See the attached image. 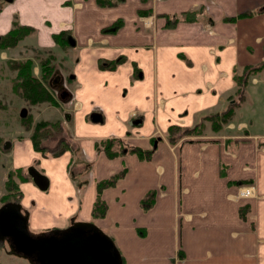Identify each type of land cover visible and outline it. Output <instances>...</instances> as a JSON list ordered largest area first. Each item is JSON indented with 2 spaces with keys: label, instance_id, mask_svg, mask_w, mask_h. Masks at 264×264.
Listing matches in <instances>:
<instances>
[{
  "label": "crops",
  "instance_id": "0c3cea01",
  "mask_svg": "<svg viewBox=\"0 0 264 264\" xmlns=\"http://www.w3.org/2000/svg\"><path fill=\"white\" fill-rule=\"evenodd\" d=\"M14 4L20 25L37 29L39 48L55 47L52 36L62 31L71 38L67 49L56 46L71 56L72 72L66 78L65 58L57 59L59 87L68 96L52 108L81 155L73 162L70 151L43 158L29 138L8 148L9 170L23 169L32 154L43 158L48 190L31 180L19 184L34 227L93 223L112 238L124 264H264V117L254 127L255 107L264 111V0ZM185 13H196V21ZM12 22L9 10L0 13L2 33ZM260 66L240 101L235 75ZM232 106L230 122L214 129L209 118ZM94 113L100 122L91 121ZM196 126L200 135L169 142L171 127ZM110 138L152 155L109 159L96 143ZM123 169L124 177L102 192L104 217L93 219L97 183ZM241 185L254 186V196L237 198ZM150 193L153 203L143 209Z\"/></svg>",
  "mask_w": 264,
  "mask_h": 264
},
{
  "label": "trees",
  "instance_id": "16d2710c",
  "mask_svg": "<svg viewBox=\"0 0 264 264\" xmlns=\"http://www.w3.org/2000/svg\"><path fill=\"white\" fill-rule=\"evenodd\" d=\"M184 15L188 16L186 17V20L196 21V13H185ZM248 15L250 14L248 13L240 16L243 17ZM223 20L227 21L228 19L224 18ZM234 20L235 18L231 19V21ZM171 23L172 22L168 21V26H171ZM118 25L119 22L115 23L114 26L107 31H114ZM37 33V29L30 26L20 25L19 22L13 21L11 28L0 37V49L7 50L9 48H16L26 38L35 36ZM52 39L54 44L62 49H67L71 41L70 33L67 31L53 34ZM34 52V58L20 62H12L10 64L11 69L16 72V77L12 85V91L31 106L46 103L53 106L59 105L50 86V81L58 69L57 57L54 56L50 49L46 48H43L42 51L34 50ZM34 61L38 65V76L34 74V69L36 67ZM122 62V58L116 61L108 62L107 68H114ZM260 70L261 66L246 70L240 76L235 75L234 81L237 86V94L240 97V101H243L244 90L250 76H253ZM234 109L235 106H232L220 116L209 118V122L212 127L214 129H219L222 125H227L233 116ZM20 120L22 124L27 127L26 131H31L29 140L35 152H38L43 156L59 157L65 152L70 151L72 153V159L74 156L75 159H77L81 155L80 149L77 147L73 148V146L69 143L70 137L66 136L67 133H65L64 126L61 121H39L33 124L32 117L28 115H26L25 118H20ZM200 134L201 126H196L194 128L171 127L169 130V142L175 143L178 139ZM96 149L103 152L109 159L121 157L129 153L137 155V157L142 161L149 160L153 152L152 150L128 148L123 140L116 138L98 141L96 143ZM125 173L126 169H123L109 179L97 183L95 201L92 209L93 219L103 218L106 213V205L102 199L103 190L113 187L118 180L124 177ZM27 180L31 179L23 169L9 170L4 182V187L8 195L3 198V202H19L21 199L19 184ZM152 203L153 193H150L142 200L141 206L143 209H148L151 207Z\"/></svg>",
  "mask_w": 264,
  "mask_h": 264
},
{
  "label": "water",
  "instance_id": "95a60500",
  "mask_svg": "<svg viewBox=\"0 0 264 264\" xmlns=\"http://www.w3.org/2000/svg\"><path fill=\"white\" fill-rule=\"evenodd\" d=\"M4 1L12 3L14 0ZM55 92L60 102L65 103L68 92L64 86L56 88ZM26 115L27 111L23 110L20 118ZM90 119L93 123L101 120L96 113ZM9 147L10 143H6L4 150ZM27 175L38 190H48V178L34 167L27 169ZM28 220L29 213L19 202L0 206V241L9 242L14 255L31 264H123L112 238L93 223L71 222L65 229L34 235L29 231Z\"/></svg>",
  "mask_w": 264,
  "mask_h": 264
},
{
  "label": "rangeland",
  "instance_id": "374dc122",
  "mask_svg": "<svg viewBox=\"0 0 264 264\" xmlns=\"http://www.w3.org/2000/svg\"><path fill=\"white\" fill-rule=\"evenodd\" d=\"M14 0L12 3H6L3 0H0V13L4 12V10H9V12L12 13L13 21L19 22L17 14L19 11L17 10V7L15 6ZM12 26V25H11ZM2 31H0V37L3 35ZM38 38L37 34L35 36H31L26 38L24 41H22L18 47L16 48H9L7 50L0 49V206L4 204L3 198L8 195L5 187L4 182L6 180L7 172H9V169L12 168V159H10V152L9 150H4V146L6 143H13V141L17 139H22L23 143H30L28 138L31 134L30 132H27L25 127L21 120H20V114L23 110L27 111V115L32 117L33 124L39 121H55L60 118L61 115L56 112L52 107H58L61 106L62 102L57 97V93L53 91V95L58 102L59 105L53 106L50 104H42V105H36L31 106L27 104L20 96L16 95L12 91V85L13 81L16 77V72L13 71L10 67V64L12 62H20L27 59H32L35 57V51L40 50L42 51L43 48H39L37 46L38 44ZM51 52L54 54L57 59L65 58L64 62H61V70L66 78L71 77L72 72V65H71V56L64 52H62V49L58 47H53L50 49ZM36 67L34 69V74L36 76L39 75V69L37 63L34 61ZM51 106V107H50ZM255 110L257 112V115L254 117V127H258L259 125V119L260 117H264V111L262 110V106L258 105L255 107ZM243 121H246V119L241 118ZM237 123V121L235 120ZM254 129V128H252ZM65 133H68L67 129L64 128ZM29 134V136H28ZM67 137H70V134H66ZM69 143H72V139H69ZM32 158L30 162L23 166L24 172L27 173V169L29 167H34L36 170H38L40 173H42L40 170V164L38 162L40 161L41 155H35L32 154ZM43 156V155H42ZM47 158L48 156H43V158ZM25 158V157H22ZM42 158V159H43ZM73 161H75V156L73 158ZM43 174V173H42ZM44 175V174H43ZM247 186V185H241L239 188ZM250 186V185H249ZM238 188V189H239ZM241 200H248V199H241ZM26 200L23 199L19 201V203L22 205L23 209L27 210L25 207ZM33 201L29 202L32 203ZM28 211V210H27ZM29 213V212H28ZM29 231L34 234L38 235L44 232H48L50 230H40L39 227H34L33 223L30 221L29 217ZM59 230V229H56ZM106 235H108L106 232H104ZM0 264H27L24 260H19L15 258H9L7 256H4L0 254Z\"/></svg>",
  "mask_w": 264,
  "mask_h": 264
},
{
  "label": "flooded vegetation",
  "instance_id": "af4514ba",
  "mask_svg": "<svg viewBox=\"0 0 264 264\" xmlns=\"http://www.w3.org/2000/svg\"><path fill=\"white\" fill-rule=\"evenodd\" d=\"M56 74H58L57 70H56V72L53 75L51 84L53 83V86H56V88H58L61 85V81H60L59 78H57ZM14 202H16V201H14ZM0 254H2L4 256H7L9 258H15V259H19V260H22V261L24 260L25 262H27V264H31L27 259H24L22 257L14 255V253L10 249V243L7 242L6 240L0 241Z\"/></svg>",
  "mask_w": 264,
  "mask_h": 264
},
{
  "label": "built area",
  "instance_id": "2783aa9c",
  "mask_svg": "<svg viewBox=\"0 0 264 264\" xmlns=\"http://www.w3.org/2000/svg\"><path fill=\"white\" fill-rule=\"evenodd\" d=\"M255 194V188L252 185L243 186L237 191V198L239 199H250Z\"/></svg>",
  "mask_w": 264,
  "mask_h": 264
}]
</instances>
